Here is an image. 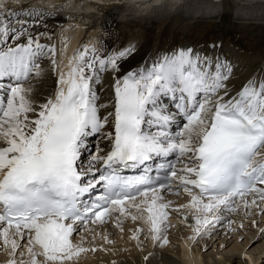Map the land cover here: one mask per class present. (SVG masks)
Returning <instances> with one entry per match:
<instances>
[{
  "label": "snow or ice",
  "instance_id": "snow-or-ice-1",
  "mask_svg": "<svg viewBox=\"0 0 264 264\" xmlns=\"http://www.w3.org/2000/svg\"><path fill=\"white\" fill-rule=\"evenodd\" d=\"M20 3L0 0V247L7 264H76L97 249L75 243L74 234L109 222L123 231L128 218L143 219L152 241L167 245L165 191L189 197L173 210L192 214L193 241L225 220L235 231L225 212L264 215V80L233 90L232 65L192 48L122 75L135 45L108 53L84 44L65 62L67 39L58 50L35 31V21L56 12L17 10ZM45 59L56 86L42 99ZM105 74L111 95L101 103ZM90 137L107 141L108 150L97 144L90 151ZM170 156L175 163L159 166L162 180L148 167L121 174ZM98 186V198L85 203Z\"/></svg>",
  "mask_w": 264,
  "mask_h": 264
},
{
  "label": "bare ground",
  "instance_id": "bare-ground-1",
  "mask_svg": "<svg viewBox=\"0 0 264 264\" xmlns=\"http://www.w3.org/2000/svg\"><path fill=\"white\" fill-rule=\"evenodd\" d=\"M92 1L93 0H21V3L19 5H14V7L17 10H26L23 8V6L30 5L32 8H35V9L56 12V14L53 16L45 17V18L35 21L36 33H39V31L44 26L55 23V22H59L60 24L62 23L61 24L62 26L60 25L61 30H67L69 27L73 28V30L70 33L66 34L65 36L61 37L60 39L58 37V40H59V46L57 48L58 50H60L63 47V43H62L63 40L67 39L68 41L67 54L66 56L63 57L65 62L67 61V58L73 54V52H75L79 47H81V45H84V44L96 45L97 47L102 46L108 53H110L112 44L115 43L116 41L114 37L116 30L119 29V27L122 24L127 23V24H131L135 26L138 24H147V25L150 24V26L153 27L152 32L150 31L151 32L150 35L145 36L144 35L145 33H144L143 35H141L140 38L134 39L131 41L132 45H135V52L127 60L122 62L121 75L124 72L131 71L142 65L150 64L152 61L156 60L158 57L172 52L170 51V44H169L170 39L168 37V30L170 29L171 26H173V22L175 19L177 20L179 19L187 23V21H193V20H196L202 17H206L210 19L212 18L218 19L219 17H223V15H226V14L228 15L230 13V15L232 16L238 15L242 19H253L254 18L257 20H264V0H222L221 2H214L213 0H187V1H183V0H101L102 2H105V4L103 5H96ZM61 4H65V5L62 6ZM60 5L62 7H60L59 10L53 7V6H60ZM177 10L178 12L179 11L182 12L181 16L175 15ZM181 21H178V22H181ZM175 23L177 24L176 20H175ZM44 44L51 45L50 43H44ZM183 48L187 49L191 47L184 46ZM192 49L200 52L201 54H207L214 58L219 57L222 60L229 62L233 67V74L228 83H229V87L233 90H239L249 80H252L254 78L256 80H264V65L263 67H261V69L256 74L253 73L248 67L252 63V61H254V58L251 56H247L246 55L247 52L244 53L241 48L238 51H235V50H229L226 45H223L222 47L219 46V48L215 46L214 47L207 46L206 48L194 47ZM217 49L224 51L223 53L224 55H215L214 52ZM42 66L47 69V73H46V77L44 81L38 85V90L41 93V98L43 99L45 96L49 95L51 92L54 91L55 86H56V83H55L56 76L55 74L52 73L50 62L47 59L42 61ZM104 82L107 83L106 85L109 86V89L108 91L104 90L100 93L102 97L101 103H107L110 99V95H111L110 84L112 82V75L105 74ZM105 93H107L108 97H103ZM173 127H174L173 131H175V126ZM89 140H93L90 142H94L93 138H90ZM94 143H99V146L104 148L105 151L108 150L107 141H102L99 137H97V141L95 140ZM90 148L91 146H89V150ZM86 166H87V154L85 158V167ZM179 197H183L182 190L179 194ZM183 202L184 201H179L175 199V201H173L171 205L179 206V205H183L184 204ZM169 212L171 213L173 211L170 210ZM182 213H184V211ZM229 214L230 213L225 212L222 215L225 217ZM234 214L235 213L233 214L231 213V215H234ZM134 215L139 216L140 213L134 212ZM182 220L183 222L185 221L183 218ZM185 222L189 224V228L191 229V231L188 230L189 232L187 231V233L183 235L180 239L177 237V239L180 240L179 242L180 243L179 245V249H180L179 255L180 256L178 255L179 258L177 259H172V255L170 256V254L169 256L166 254L165 255L163 254L164 256L162 255L161 256L167 258V260L164 259L166 261L163 260L164 262L159 263L157 258L153 256V254L151 256L149 252L146 250L142 256H140L142 253L139 254L138 251H136V253L134 254L136 255V257L131 258V259H129L130 257L123 258V259L121 258L122 260H119V261L117 260L116 263H110L111 262L110 259L108 260L106 258H103L105 263L92 262L91 264H230V260L232 259V257H229V256L225 257L224 253L220 254L219 251H216L214 254L216 255L219 254V257H218L219 259L215 260V259H212L213 256L207 255L209 259L205 258L202 253V250L199 247H197V249L195 250L196 242L189 239V237L193 235L192 225L194 224V220H193L192 214L191 216H188V219ZM241 222L242 221L238 223H241ZM234 225L236 226L237 224H233L232 225L233 228H234ZM111 226H115V224ZM111 226H110V223H108L107 225H104V226L92 227L90 231L80 230L78 234H74V239H75L74 242L75 243L82 242L85 248H89V249L96 248L97 249L98 248L97 246L99 245H102V246H104L105 244L106 246L110 245L109 241H111L114 236L110 237L111 233L109 234V230H113L112 232L113 235H115L114 233L118 232V234L115 235L117 236V238H118V235L119 237L124 236V238L121 237L122 240L118 238V240L120 239L122 242L126 240V236L132 239V234L137 229H140V228L144 229L143 225L141 224H139L138 226L135 224L133 227H131L130 224L126 222L122 224L123 231H121L120 228H117V227L113 228ZM144 226L146 228V231H144L142 235L146 234L147 236H150L147 231L148 225L144 223ZM209 231L211 230L209 229L208 231H206L203 235H201V237L204 235H208L207 233ZM99 232H102L101 233L102 235L104 234L101 243L96 242V240L95 242L94 241L91 242L92 241L91 239L96 238L97 233ZM236 232H232V233L234 234ZM171 233H174V236H175V231ZM216 234L217 233H215V235ZM238 234L242 235L241 233H238ZM105 237H107V240L105 239ZM204 238L202 240V243L199 242L202 244L201 245L202 247L209 243L213 244L216 242L213 239L208 241L209 238L207 240H205ZM143 239H144V236H143ZM114 240H115V237H114ZM132 240L133 242L131 243H134V244L136 242L138 243L141 242L140 239L139 240L132 239ZM150 240L152 242L151 245L154 244L151 238ZM87 241L89 242L87 243ZM139 246L141 247V245ZM242 246L245 248L247 244L242 243ZM147 247H148V244H147ZM243 247L241 248V251L244 250ZM89 252H92V251H89ZM262 253H264V251ZM146 255L148 257L147 260H145ZM245 255L248 257V259L244 260L245 264H259L261 257H262L261 252L258 256L257 254L255 255L257 257H255L253 254L246 253ZM120 257H122V255H120ZM9 258L10 257L8 256L6 258V262H3V263L1 262L0 264H7V261ZM112 259H115V258H112ZM27 260H28V257L26 255L25 261ZM82 260L83 259H80V261L76 262V264H89L88 262L82 263Z\"/></svg>",
  "mask_w": 264,
  "mask_h": 264
},
{
  "label": "rangeland",
  "instance_id": "rangeland-1",
  "mask_svg": "<svg viewBox=\"0 0 264 264\" xmlns=\"http://www.w3.org/2000/svg\"><path fill=\"white\" fill-rule=\"evenodd\" d=\"M183 1H187V0H183ZM177 12H178V10L176 11L175 15H177V16L182 15L181 11H179L178 13ZM200 19H205V20H200ZM175 20H176L177 24L175 23ZM175 20L173 22V26H171L170 29L168 30V37L170 39L169 44H170V46L173 45L172 47H170L171 51L178 49L181 45L186 44V43H193L194 44L193 46H199L200 48L205 47V46L210 45V44H213L214 42L215 43H223V45H226L229 50L238 51L241 48L244 53L247 52L246 53L247 56L253 57L254 61H252V63L248 67L253 73H254V70H258L260 67H263V65H264L263 64L264 63V20H257L254 18L253 19H242L238 15L232 16V15H230V13L228 15L227 14L223 15V17H219L218 19H215V18L210 19V18H206V17L198 18V19H196L198 21H196V20L187 21L188 24L186 22L179 20V19L178 20L175 19ZM178 21H181V22H178ZM194 21H196V22H194ZM190 22H192V23H190ZM61 26H60V32H59V39L61 37L65 36L66 34L70 33L73 30V28H71V27H69L67 30H61ZM47 29H48V26H45L44 29H42L40 31V33H44L45 30H47ZM152 30H153V27L150 26V24H148V25L147 24H145V25L138 24L135 26V25L125 23V24H122L119 27V29L116 30L114 37H115V39L117 38L118 40H119V38L126 39L127 43L125 44V46H128L129 44L132 45V43H130L131 40H133L135 38L136 39L140 38L141 35H143L144 33H145L144 34L145 36H148L152 32ZM174 34H175V36H174ZM41 40L50 41V42H52V44L56 42V41H54V39H52V37H51V40H49L46 37L42 36ZM45 43H49V42H45ZM185 46H189V45H185ZM190 47L194 48L191 45H190ZM215 47L219 48L218 46H215ZM120 48H122V46H118L115 49V51H118ZM219 50L220 49L216 50L217 55H224L223 54L224 51H222V50L219 51ZM214 54H215V52H214ZM104 86H103L105 88L104 90L108 91L109 86H106L105 83H104ZM95 140H94V142H95ZM183 203L185 204V202H183ZM171 206H174V205H171ZM183 211H184V213H182ZM174 213L177 215H175ZM240 213H241V215H240ZM185 214L186 215L188 214L187 216H191V213H189V212L187 213L186 210H181V213H180V211L179 212L173 211L170 213V215L168 217V221H169L170 226L168 227L167 232H166V235L168 238L167 245L160 246L157 243L155 244V242H154V244L151 245L152 242H151L150 238H148L150 236H147L145 233H144L145 235H142V236L140 235V241L141 242H139V243L138 242H136L135 244L131 243V242H133V240L127 236H126V240L121 242V240H122V238H124V236H121L122 237L121 238L118 235V238L121 239V240L120 239L118 240L117 236H115L118 234V232L114 233L115 235H113V233H112L113 230H109V234L111 233L110 237L114 236L115 240L113 237L112 240L109 241V244H110L109 246H106V244L104 246H102V245L97 246L98 247L97 251H94V252L92 251V252H89V253L82 255L81 256L82 258L80 257L78 262L80 261V259H83L82 263H84V262H88L89 264H91L92 262L105 263L103 258H106L108 260L110 259V261H111L110 263H116L117 260L119 261V260H122L123 258H129L130 257L129 259H131V258L136 257V255H134L136 253V251H138L139 254L142 253L140 255V256H142L146 250L149 252V254L151 256L153 254V256H155L157 258L159 263L160 262L162 263V262L167 260V258L162 257L165 254L168 256H169V254H170V256L172 255V259H177L180 256L179 255L180 254V249H179L180 240L179 239L183 235H185L188 230L191 231V229L189 228V224L186 223L185 221L183 222V220H182V218L185 216ZM243 214H244L243 211H239V213L237 212L234 215H231V213L229 215H227V216H229L228 219L229 218L232 219L233 217L236 220L238 219L237 221L234 218L232 219V220L236 221L235 224H237V225L236 226L234 225V228H236V230L235 231H229V226H228L226 221L222 225L220 224L221 225L220 227L218 225V226H215L214 228H210L211 231H209L207 233L208 235H204L202 237L200 236L199 238H197L195 240V242H196L195 250L197 249V247H199L202 250V253H203L205 258L209 259L207 257V255H208V256H213L212 259H215V260L219 259L218 258L219 254L216 255L214 253L216 251H219L220 254L224 253L225 257H227V256L232 257V259L230 260V264H245L244 260L248 259V257L245 255L246 253L247 254H253L254 256L257 254V256H258L261 252L262 257H261L259 264H264V253H262L264 251L263 250L264 249V234L261 233V229H264V217H263L264 215L257 214L251 218L246 219V217ZM227 216H225V217H227ZM236 216H237V218H236ZM251 220H256L259 225L253 226V224L251 223ZM240 221H242V222L244 221V227H243L244 229L238 227V225L240 224L238 222H240ZM129 222H131V221H129ZM137 222L139 224L143 225V228L145 229L144 231H146V228L144 226V220L139 219ZM134 225L135 224H130L131 227H133ZM171 228H172V230H171ZM173 231H175L176 237L174 236V233H171ZM232 232H236V233L233 234ZM101 233L102 232L97 233L96 238H92L91 239L92 241L91 240L90 241L95 242V240H96V242L101 243L103 235H104V234L102 235ZM215 233H217V234L215 235ZM238 233H241L242 235H239ZM99 236H100V238H99ZM143 236H144V239H143ZM177 237L179 239H177ZM187 237H189V236H187ZM203 238L205 240H207L209 238L208 241L213 239L216 242L213 244L209 243V244L202 247L201 243H202ZM147 239H149V240H147ZM88 242L89 241H87V243ZM199 242H201V243H199ZM242 243L243 244L246 243L247 246L244 248L242 246ZM147 244H148V247H147ZM139 245H141L142 248ZM132 247L134 248V250ZM242 247L244 249L243 250L244 252L241 251ZM0 250H1L0 251V263L6 262V258L9 256L8 251L6 249H4V250H6V251H4L2 247H0ZM4 253H6V254H4ZM120 255H122V257H120ZM173 256H174V258H173ZM257 256H255V257H257ZM24 257L23 258L26 259V255ZM137 257H139V256H137ZM145 257H147V255ZM112 258H115V259H112ZM18 259H19V257H18ZM164 259H166V260H164ZM226 259H228V258H226ZM180 260H181V258H180Z\"/></svg>",
  "mask_w": 264,
  "mask_h": 264
}]
</instances>
